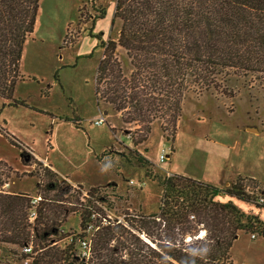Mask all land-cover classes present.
<instances>
[{
  "label": "trees",
  "instance_id": "1",
  "mask_svg": "<svg viewBox=\"0 0 264 264\" xmlns=\"http://www.w3.org/2000/svg\"><path fill=\"white\" fill-rule=\"evenodd\" d=\"M39 2L0 0V98L9 106L24 105L13 92L23 79V45L34 32ZM114 19L120 28L116 40L102 45L95 95L97 104L121 115L122 123L143 127L140 137H131L135 146L146 141L156 121L173 140L187 93L215 89L232 97L222 86L230 76L264 79V0H115ZM118 46L129 60L128 73L117 57ZM13 142L23 165L35 163L31 150ZM134 154L140 164H149ZM0 164L13 173L4 161ZM43 171L45 181L36 182L39 200L0 189V247L22 249L31 243V252L17 257H29V264H235L230 249L240 231L264 238V223L233 203L264 210L256 194L245 192L240 179L245 177L219 188L182 173L165 175L157 181L158 212L119 214L99 196L98 186L84 190L66 184L62 190L57 174ZM10 177L0 172V186ZM74 191L86 202L72 201ZM71 214L79 215V232L63 235ZM64 238L69 242L60 246Z\"/></svg>",
  "mask_w": 264,
  "mask_h": 264
},
{
  "label": "rangeland",
  "instance_id": "2",
  "mask_svg": "<svg viewBox=\"0 0 264 264\" xmlns=\"http://www.w3.org/2000/svg\"><path fill=\"white\" fill-rule=\"evenodd\" d=\"M114 4L115 0H40L34 32L23 45L19 65L23 79L16 81L13 92V98L24 105L9 106L0 98V129L4 128L0 130V161L13 172L0 164V172L11 175L4 178L0 189L27 192L36 198V182L45 181L46 167L57 174L62 190L66 184H80L84 190L98 186L99 196L111 201L117 213L154 214L161 197L157 181L165 175L182 173L218 187L224 185L226 175L238 171L263 181L264 79L230 76L222 86L232 97L215 89L187 93L173 140L171 135L167 140L156 121L138 146L131 137H140L143 127L124 124L109 105L97 104L96 69L104 52L102 45L116 40L120 28L119 19H114ZM116 53L128 73L131 67L125 50L118 46ZM101 116L104 122L96 124ZM246 124L263 126L259 133H252ZM13 141L32 150L35 163L23 165ZM163 148L169 156L160 161ZM134 151L149 164H140ZM240 179L248 194L264 187L258 181L254 185ZM70 194L72 201L86 202L83 194ZM233 203L264 223V210L245 201ZM105 207L101 208L106 212ZM79 226V215L71 214L61 232H79ZM67 239L58 244L64 245ZM9 249L0 247V264L30 263L29 257L17 258L22 255L20 247ZM230 254L235 264H264V238L240 231Z\"/></svg>",
  "mask_w": 264,
  "mask_h": 264
},
{
  "label": "crops",
  "instance_id": "3",
  "mask_svg": "<svg viewBox=\"0 0 264 264\" xmlns=\"http://www.w3.org/2000/svg\"><path fill=\"white\" fill-rule=\"evenodd\" d=\"M3 100V99H2ZM3 101H5V100H3ZM247 125V124H246ZM253 125H255V126H253ZM260 126V127H259ZM259 126H257L256 124H251V125H247L246 126V129H247V131H249V132H252V133H259L260 132V128L263 126V124H259ZM252 127H254V128H252ZM174 148V147H173ZM32 151V150H31ZM32 154L34 155V153H33V151H32ZM35 156V155H34ZM43 160V159H42ZM245 177V178H252V179H254V180H256V181H258V182H260L261 184L263 183L264 184V180L263 181H261L259 178H258V176L256 177L255 175H252L251 173H249V174H242L241 172H237V173H233V174H228V176L226 175V181L224 182V185L222 186V187H224V186H226L227 184H230V182H232L235 178H237V177ZM223 179H224V177H223ZM198 180V179H197ZM204 180V179H203ZM203 180H201V181H203ZM204 182H206V181H204ZM206 183H210V184H213V183H211V182H206ZM8 185L10 186V183H8ZM214 186H216L215 184H214ZM216 187H218V186H216ZM222 187H219V188H222ZM9 192H11V191H9ZM12 193H14V192H12Z\"/></svg>",
  "mask_w": 264,
  "mask_h": 264
},
{
  "label": "built area",
  "instance_id": "4",
  "mask_svg": "<svg viewBox=\"0 0 264 264\" xmlns=\"http://www.w3.org/2000/svg\"><path fill=\"white\" fill-rule=\"evenodd\" d=\"M101 122H104L102 116L99 117L97 120H95V123L96 124H100ZM168 156L169 155L167 154L166 148H163V149L160 150V153H159V159H160V161L167 160L168 159ZM256 196L258 198V199H256L257 202H261V203L264 204V187L262 189L258 190V191L256 190ZM36 199L39 200L40 198L39 197H36L35 200ZM31 250H32L31 243L25 244L23 246V248H22V252L21 253H23V254H29L31 252Z\"/></svg>",
  "mask_w": 264,
  "mask_h": 264
},
{
  "label": "water",
  "instance_id": "5",
  "mask_svg": "<svg viewBox=\"0 0 264 264\" xmlns=\"http://www.w3.org/2000/svg\"><path fill=\"white\" fill-rule=\"evenodd\" d=\"M106 113V111H104V114Z\"/></svg>",
  "mask_w": 264,
  "mask_h": 264
}]
</instances>
